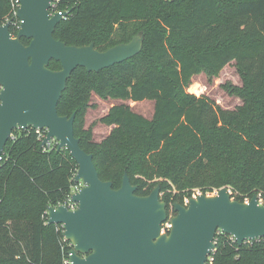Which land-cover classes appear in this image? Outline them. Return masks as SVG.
<instances>
[{"label": "trees", "instance_id": "trees-1", "mask_svg": "<svg viewBox=\"0 0 264 264\" xmlns=\"http://www.w3.org/2000/svg\"><path fill=\"white\" fill-rule=\"evenodd\" d=\"M11 8L12 0H0V24ZM64 10L54 36L68 45L105 51L144 35L130 59L98 72L75 69L58 104L60 115L76 113L75 135L101 179L118 189L127 173L140 196L160 185L168 213L195 189L227 187L240 202L256 192L264 198V0H57L51 11ZM233 61L243 105L225 109L187 91L195 75H217ZM49 67L62 66L53 59ZM93 92L124 101L101 119L113 128L100 143L84 129ZM147 99L152 118L125 102ZM42 142L36 128H18L0 160V264H63L72 248L60 225L48 223V207L73 192L77 162L69 149ZM215 243L214 264H264V238L239 245L218 232Z\"/></svg>", "mask_w": 264, "mask_h": 264}, {"label": "water", "instance_id": "water-1", "mask_svg": "<svg viewBox=\"0 0 264 264\" xmlns=\"http://www.w3.org/2000/svg\"><path fill=\"white\" fill-rule=\"evenodd\" d=\"M55 1L19 0L16 17L21 24L15 37L13 19L0 24V160L18 127L47 128L43 146L55 138L58 149H69L79 165L75 182L82 180L84 186L71 194L76 209L48 207V223L63 225L73 242L71 264H205L218 231L232 235L239 245L264 238V204L257 194L240 202L223 187L215 194L191 196L187 204L176 201L171 228L162 232L169 213L160 185L140 196L127 173L118 189L101 179L94 155L75 135L76 113L60 115L58 104L75 69L98 72L130 59L143 49L144 35L105 51L94 43L68 45L54 36L69 13L51 14ZM23 37L30 42L23 43ZM53 59L61 69L49 67Z\"/></svg>", "mask_w": 264, "mask_h": 264}, {"label": "rangeland", "instance_id": "rangeland-1", "mask_svg": "<svg viewBox=\"0 0 264 264\" xmlns=\"http://www.w3.org/2000/svg\"><path fill=\"white\" fill-rule=\"evenodd\" d=\"M18 7V2L16 0H12V8L10 11L11 14H8V18L13 19L12 21L16 20V26L18 27L19 31V25L21 23H19V19L16 17ZM16 35H14V37ZM243 85L244 84L242 76L237 69L236 62L233 61L227 66H225L222 71L217 75L210 74L205 70L202 71L200 74L195 75L191 79L190 84L187 86V91L197 96H207L225 109H234L237 106L243 105L244 103V97L242 92ZM121 102L124 101L112 98H102L99 94L93 92L91 97V105L87 109L86 114L84 116V129L90 131L91 140L93 142L100 143L110 134L113 126L103 123L101 119L108 113L111 106ZM125 102L130 104L134 111L148 118H152L154 115V100L147 99L140 102H133L128 100ZM78 170L79 165L77 163H73L71 167V179L73 182H75ZM76 185L79 189H81L84 186V183L81 180L80 182L76 183ZM76 190L77 187H73L72 191ZM195 192L197 193V195L203 194L200 189H195ZM216 192L217 190L211 192V194H215ZM254 194H257L260 203L264 204V198L261 197V194L257 192ZM253 195L251 197H246L245 201L248 202L253 197ZM189 198V196H185L184 204L189 202ZM169 209V218L163 224L162 232H168L170 230L172 225L171 218L176 214L175 210L172 207H170ZM58 230L62 231L63 233V241H67L69 245L73 244V242L64 235L65 228L63 225H60Z\"/></svg>", "mask_w": 264, "mask_h": 264}, {"label": "built area", "instance_id": "built-area-1", "mask_svg": "<svg viewBox=\"0 0 264 264\" xmlns=\"http://www.w3.org/2000/svg\"><path fill=\"white\" fill-rule=\"evenodd\" d=\"M17 2H18V6H20V3H19V0H16ZM57 1V0H56ZM55 1V2H56ZM55 2L53 3V5H52V8H51V10H53V8H54V6H55ZM54 12L53 11H51V14H53ZM19 21V23H21V21L20 20H18ZM19 28H20V25H19ZM14 36V35H13ZM2 89H3V86L0 84V93L2 92ZM18 128H20V127H18ZM17 128V129H18ZM37 129V132L40 134V137H42L43 138V140L46 138V136H47V131H48V129L47 128H36ZM55 144H58V141L54 138V139H52L51 141H49L46 145H48V146H52V145H55ZM76 187H77V190L76 191H78V190H80L79 188H78V186L76 185ZM76 191H73V192H76ZM72 192V193H73ZM71 193V194H72ZM71 194L68 196V199L64 202V203H62V204H66L67 206H68V208L69 209H72V210H74V209H76L77 208V203H75V202H73L72 200H71ZM187 204V203H186ZM218 232H220V231H218ZM259 239H261V238H259ZM256 240H258V239H256ZM248 241H251V240H248ZM72 245V248H73V244H71ZM72 248L69 250V252H68V254L65 256V258H64V260H63V264H71V259H70V255H71V250H72ZM213 252H214V248H213V250H212V253L209 255V257H208V260L206 261V263L205 264H214V256H213Z\"/></svg>", "mask_w": 264, "mask_h": 264}]
</instances>
